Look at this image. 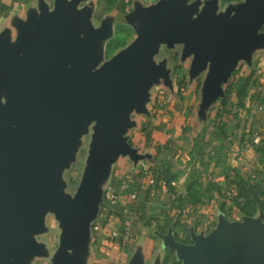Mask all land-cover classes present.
I'll list each match as a JSON object with an SVG mask.
<instances>
[{
    "label": "water",
    "instance_id": "95a60500",
    "mask_svg": "<svg viewBox=\"0 0 264 264\" xmlns=\"http://www.w3.org/2000/svg\"><path fill=\"white\" fill-rule=\"evenodd\" d=\"M81 1L54 0L48 9L40 0L38 12L15 22L13 42L0 32V264H23L36 251L30 232L43 229L46 210L60 220L61 245L74 250L59 252L53 264H85L99 182L119 155L142 156L124 134L131 111H146L148 85L168 73L152 62L160 41L183 43V55L193 51L192 76L209 66L203 109L237 61L264 44V0H243L233 15L216 14L214 2L198 10L197 1L158 0L135 7L127 16L135 37L100 63L111 21L94 27L91 5L78 8ZM90 121L95 135L85 179L71 198L60 191V176ZM191 238L179 242L170 229L161 245L181 264H264V222L251 217L220 214L208 234ZM129 264H143L138 253Z\"/></svg>",
    "mask_w": 264,
    "mask_h": 264
},
{
    "label": "rangeland",
    "instance_id": "374dc122",
    "mask_svg": "<svg viewBox=\"0 0 264 264\" xmlns=\"http://www.w3.org/2000/svg\"><path fill=\"white\" fill-rule=\"evenodd\" d=\"M44 1L52 7L53 0ZM156 1L100 0L102 6L91 22L98 25L111 16V33L102 41L100 63L135 37L134 24L127 19L135 7ZM192 1H197L198 10L214 2L216 14L233 15L243 0H188ZM17 2L0 0V32L11 26L14 35L15 20H25L30 9H37L38 0ZM127 2L125 13L121 4ZM258 34H264V23ZM182 52L183 43L169 47L160 41L152 56V62L164 63L168 73L148 85L146 111H131L132 125L124 134L130 145H138L134 148L142 156L134 161L127 154L119 155L99 182L85 264H129L144 249L149 250L142 259L145 264H181L174 250L161 245L168 230L177 241L189 244L192 233L208 234L220 214L229 221L251 217L264 222V44L254 48L249 59L237 61L204 109L209 66L192 76L194 53ZM175 112L181 124L175 121ZM94 125V121L86 123L72 159L61 172L60 191L71 198L85 179ZM130 193L135 194L131 202ZM42 217L43 229L30 232L36 251L22 257L23 264H53L59 252L73 255V248L61 245L62 227L55 212L46 210ZM113 230L117 235L112 237ZM141 235L151 240L149 244L136 239Z\"/></svg>",
    "mask_w": 264,
    "mask_h": 264
},
{
    "label": "crops",
    "instance_id": "0c3cea01",
    "mask_svg": "<svg viewBox=\"0 0 264 264\" xmlns=\"http://www.w3.org/2000/svg\"><path fill=\"white\" fill-rule=\"evenodd\" d=\"M18 2V4H20L21 3V1L23 2L24 0H17ZM46 5H47V3H46V1H44V0H42ZM39 2H40V0H38V2H37V9H30L29 11H31V10H33V11H36V12H38L39 11ZM15 3V2H14ZM8 4H9V2H8ZM53 4H54V0H53ZM86 4H90L91 5V8H92V12H91V16H90V22H91V20H92V16H93V14L94 13H96L97 12V10H100V6H102V3H100V0H83V1H81L80 3H79V5H78V8H80V7H82V6H84V5H86ZM129 4V2H127V3H122L121 4V6H122V10L121 11H125V13L128 11V7H127V5ZM5 5V4H4ZM48 6V5H47ZM53 8V5H52V7L51 8H49L48 7V9H52ZM28 11V12H29ZM109 11V10H108ZM107 10H106V13L108 12ZM28 12H27V14H26V19H27V15H28ZM109 13V12H108ZM106 18H111V16H108V17H106ZM25 19V20H26ZM18 20V19H17ZM17 20H15V22L17 21ZM25 20H21V21H25ZM111 21V20H110ZM15 22H14V27H15V34L13 35L12 34V32L10 31V29L12 30V28H11V26L8 28L7 27V29L5 30V31H7L8 32V34H9V37H10V39H11V41L13 42L15 39H16V36H17V29H16V25H15ZM102 22V20L100 21V23ZM100 23L98 24V25H94L92 22H91V24L94 26V27H98L99 25H100ZM3 31V30H2ZM175 114H176V112H175ZM177 116H176V119H175V121L176 122H178V123H180L181 121H180V115L177 113L176 114ZM182 123V122H181ZM180 123V124H181ZM180 127V125H178V128ZM177 128V127H176ZM176 128L174 129V130H176ZM132 147H138V145H131ZM127 211L128 210H125L124 211V215H123V217H122V219L124 220V218L125 217H127ZM128 223H130V220L129 221H127ZM130 229V233L132 232V228L130 227L129 228ZM132 235V237H133V234H131ZM142 239V240H144V239H146L145 238V236L143 237L142 235L141 236H137L136 237V239ZM134 241H135V238H134ZM151 240L149 239V240H147L146 239V242L145 243H147L148 242V244H149V242H150ZM143 244H141V246H142ZM88 246H89V243H88V245H87V250H88ZM126 246H128L129 247V244L128 245H126ZM127 247V248H128ZM90 248V247H89ZM147 252H149V250H143L142 251V255H139L140 256V259H141V261H142V263L143 264H145V262H144V260H142V259H145L144 257L147 255Z\"/></svg>",
    "mask_w": 264,
    "mask_h": 264
},
{
    "label": "built area",
    "instance_id": "2783aa9c",
    "mask_svg": "<svg viewBox=\"0 0 264 264\" xmlns=\"http://www.w3.org/2000/svg\"><path fill=\"white\" fill-rule=\"evenodd\" d=\"M109 189H110V187H109ZM109 193V192H108ZM133 199H135V194L134 193H130L129 195H128V200H130V202L131 201H133ZM115 202V201H114ZM113 220V217L112 216H110L109 217V221H112ZM128 230V227L125 229V231H127ZM127 234H128V232H127ZM117 235V233L115 232V230H113L112 232H111V236L113 237V236H116Z\"/></svg>",
    "mask_w": 264,
    "mask_h": 264
}]
</instances>
